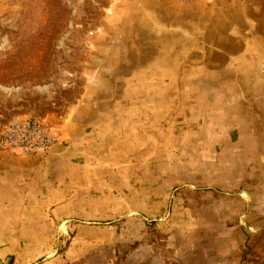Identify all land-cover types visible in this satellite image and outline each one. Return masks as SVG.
<instances>
[{
    "label": "rangeland",
    "instance_id": "obj_1",
    "mask_svg": "<svg viewBox=\"0 0 264 264\" xmlns=\"http://www.w3.org/2000/svg\"><path fill=\"white\" fill-rule=\"evenodd\" d=\"M127 4V0H0V133L15 120L33 118L55 137L43 156L0 153V157L41 161L65 139L74 143L77 138L67 130L82 105L103 114L96 122H105V128L88 133L86 142L71 146L66 157L83 158L86 165L127 163L120 171L125 181L112 169L107 173V164L84 168L111 176L98 190L110 186L115 194L125 191L123 196L97 201L88 198L89 190L82 199L77 195L62 201L57 196L48 201L55 204L52 207L61 206L57 214H49L54 220L49 232L30 226L33 202L20 196L16 214L0 213V264H184L193 253L209 259L203 263L197 258L196 264H264V111L244 119L239 135H224L227 144L224 141L221 150L209 149L221 133L202 140L195 133L184 134L181 126L235 124L172 118L183 103L162 106L165 113L157 121L161 132L132 137L137 146L140 142L139 150L124 143L126 130L116 136L109 132L107 126L122 121L110 122L103 116L129 108L127 103L107 100L115 91L111 67L124 58L115 56L114 61L116 50L111 46L128 28L123 21L129 13ZM135 88L138 95L131 98L130 109L144 111L146 104L138 96L152 95L155 89L131 90ZM135 120L140 121L131 122ZM149 122L152 119L145 124ZM140 192L148 197L146 208L138 205ZM2 222L33 228L8 230Z\"/></svg>",
    "mask_w": 264,
    "mask_h": 264
},
{
    "label": "crops",
    "instance_id": "obj_2",
    "mask_svg": "<svg viewBox=\"0 0 264 264\" xmlns=\"http://www.w3.org/2000/svg\"><path fill=\"white\" fill-rule=\"evenodd\" d=\"M127 1L129 13L123 17V21L128 28H124V32L114 41V46H111L116 50L112 56L114 61L115 56L122 55L124 58L121 62H114L111 67L110 85L115 87V91L107 100L113 101L112 104L121 101L123 106L127 103L129 108L121 113L109 111L103 116L110 122L111 119L122 121L119 125L116 122L106 124L109 125V132L116 136L114 134H121L120 130L128 131H122L124 143L130 149L133 144L134 149L139 150L140 142L137 146L132 142V137L161 132V124L157 121L165 113L162 106L168 102H175L176 105L183 103L185 106L177 107L172 118L201 119L202 122L212 119L215 123L235 124L210 127L203 124L192 126L188 122L186 126H181L184 134L195 133L202 140L207 135L221 133V136L214 138L213 146L209 147L210 150H221L222 143L225 141L227 144L224 135H239L244 128V119L251 118L253 113L257 117L256 110L264 111V0H211L207 4H183L178 0ZM137 86H144L145 90L148 87L155 89L152 95L146 93V97L138 96L139 102L146 104L144 111L139 112L130 109L131 98L136 99L138 95L133 92L138 88L131 89ZM120 88L121 91H117ZM148 105H152V109H148ZM100 115L103 114L82 108V105L76 109L67 130V134L71 131L77 138L75 144H68L65 139L44 160L1 156L0 213L16 214L15 207L20 205V196L24 200L31 199L33 203L37 200L36 205L29 203L32 205L29 206L32 207L30 215L34 219L30 222L32 224H28L41 233V228L47 232L52 229L54 220L49 214H57L61 206L52 207L55 204L48 201L57 196L62 201L71 197L75 199L77 195L82 199L84 194L91 191L88 198L97 201L110 195L115 199L121 198L125 191L115 194L110 186H107V190L103 187L98 190L102 183L109 182L111 176L105 175L104 171L101 174L95 170L85 171L84 168L107 164L110 167L107 173L112 169V174L125 181V175L120 171L127 163L108 160L89 161V165H86L87 160L83 158L66 157L71 146L86 142L90 137L88 133L95 135L99 129L105 128V122H96L102 119ZM134 118L140 121L131 122ZM149 119L152 122L145 124ZM115 175L112 177L114 180ZM144 193L141 196L140 192L138 205L146 208L148 197L143 196ZM43 198L46 204L41 200ZM24 211L27 214L28 208ZM2 225L8 230L27 231L33 228L29 225L25 228L14 227L9 223L5 226L4 222ZM14 240L18 241V238ZM197 258L203 263L204 259L209 261L205 254L202 257L193 253L188 254L183 262L196 264Z\"/></svg>",
    "mask_w": 264,
    "mask_h": 264
},
{
    "label": "built area",
    "instance_id": "obj_3",
    "mask_svg": "<svg viewBox=\"0 0 264 264\" xmlns=\"http://www.w3.org/2000/svg\"><path fill=\"white\" fill-rule=\"evenodd\" d=\"M183 4L193 2L209 3L211 0H178ZM55 137L45 124L28 118L11 122L0 133V153L6 155L43 156L50 151Z\"/></svg>",
    "mask_w": 264,
    "mask_h": 264
}]
</instances>
